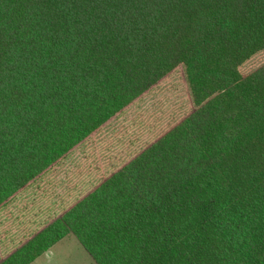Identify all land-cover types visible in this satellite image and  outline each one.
Masks as SVG:
<instances>
[{
    "label": "trees",
    "instance_id": "1",
    "mask_svg": "<svg viewBox=\"0 0 264 264\" xmlns=\"http://www.w3.org/2000/svg\"><path fill=\"white\" fill-rule=\"evenodd\" d=\"M262 50L264 0H0V210L178 67L192 104L0 264L68 234L95 264H264Z\"/></svg>",
    "mask_w": 264,
    "mask_h": 264
},
{
    "label": "rangeland",
    "instance_id": "2",
    "mask_svg": "<svg viewBox=\"0 0 264 264\" xmlns=\"http://www.w3.org/2000/svg\"><path fill=\"white\" fill-rule=\"evenodd\" d=\"M263 62L264 50L246 61L240 71L247 74ZM191 110L183 70L178 67L0 210V257L8 235L16 233L12 227L16 220L27 233L34 227L31 221L52 219L62 209L58 203L76 200L85 191L84 184L106 174L113 162L122 164ZM96 170L99 176L92 177ZM30 264L95 263L77 238L68 234Z\"/></svg>",
    "mask_w": 264,
    "mask_h": 264
},
{
    "label": "crops",
    "instance_id": "3",
    "mask_svg": "<svg viewBox=\"0 0 264 264\" xmlns=\"http://www.w3.org/2000/svg\"><path fill=\"white\" fill-rule=\"evenodd\" d=\"M48 250H49V249H48ZM48 250H47V251H48ZM44 253H45V252H44ZM44 253H43V254H44ZM43 254H42V255H43ZM40 256H41V255H40ZM40 256H39V257H40ZM37 258H38V257H37ZM35 260H36V259H35ZM32 262H33V261H32ZM32 262H31V263H32ZM93 262H94V261H93Z\"/></svg>",
    "mask_w": 264,
    "mask_h": 264
}]
</instances>
